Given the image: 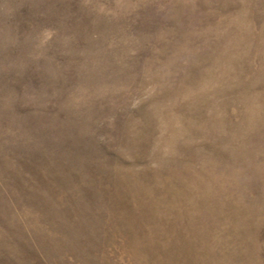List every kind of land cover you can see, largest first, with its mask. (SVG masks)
<instances>
[{"label": "rangeland", "instance_id": "374dc122", "mask_svg": "<svg viewBox=\"0 0 264 264\" xmlns=\"http://www.w3.org/2000/svg\"><path fill=\"white\" fill-rule=\"evenodd\" d=\"M0 264H264V0H0Z\"/></svg>", "mask_w": 264, "mask_h": 264}]
</instances>
